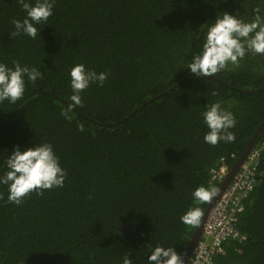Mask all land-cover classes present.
Segmentation results:
<instances>
[{"label": "trees", "instance_id": "1", "mask_svg": "<svg viewBox=\"0 0 264 264\" xmlns=\"http://www.w3.org/2000/svg\"><path fill=\"white\" fill-rule=\"evenodd\" d=\"M257 2L55 0L32 39L12 35L11 21L25 16L17 0H0V62L42 73L14 104L0 102V174L14 146L36 142L50 143L66 172L63 187L30 192L19 205L0 185V264H122L124 256L149 264L150 253L118 231L121 222L150 251L181 256L211 200L194 202L192 190H216L211 169L221 159L231 167L264 120V55L246 54L208 77L186 65L216 16L248 19ZM77 63L107 79L68 110V69ZM216 101L234 114L235 138L212 146L201 113ZM254 150L256 185L236 221L242 239L228 241L215 264H264V129ZM189 207L202 209L198 225L180 221Z\"/></svg>", "mask_w": 264, "mask_h": 264}, {"label": "clouds", "instance_id": "2", "mask_svg": "<svg viewBox=\"0 0 264 264\" xmlns=\"http://www.w3.org/2000/svg\"><path fill=\"white\" fill-rule=\"evenodd\" d=\"M17 2L25 16L11 21L14 26L12 35H26L35 39L39 32L37 25L46 23L52 15L55 0ZM251 13L248 19H245L244 13L221 12L216 16L208 24L201 49L192 56L187 69L197 77H208L236 65L246 54L264 55V0H258ZM68 75L72 90L68 110L82 105L80 93L91 83L102 86L107 79V73H97L83 63L74 64L68 69ZM38 79H42V73L35 66L21 65L13 60L12 67H9L0 62V102L7 100L14 104L23 96L26 80L35 83ZM211 95L215 96L216 92L213 90ZM201 116L208 129L203 136L205 143L215 146L218 142L230 143L234 140V134L230 131L236 122L234 114L222 107L220 101L205 104ZM3 168L0 185L7 187V201L16 205L21 204L23 197L30 192L35 191L39 195L42 190L63 187L66 177L52 145L47 142H36L30 147L14 146L4 160ZM215 194V189L210 190L203 185L196 186L191 192L194 202H208ZM202 214L200 207H189L179 219L186 225L195 226L200 223ZM147 260L149 264H182L172 247L156 246ZM122 264H132V261L124 256Z\"/></svg>", "mask_w": 264, "mask_h": 264}, {"label": "built area", "instance_id": "3", "mask_svg": "<svg viewBox=\"0 0 264 264\" xmlns=\"http://www.w3.org/2000/svg\"><path fill=\"white\" fill-rule=\"evenodd\" d=\"M259 160V150L252 151L210 208L189 264H215V259L224 255L228 241L242 239L236 227L237 216L244 211L243 201L255 188ZM229 170V165L223 162L211 171L212 178L220 184Z\"/></svg>", "mask_w": 264, "mask_h": 264}, {"label": "water", "instance_id": "4", "mask_svg": "<svg viewBox=\"0 0 264 264\" xmlns=\"http://www.w3.org/2000/svg\"><path fill=\"white\" fill-rule=\"evenodd\" d=\"M261 89L264 90V88H261ZM243 91L244 92H248L246 90H243ZM249 92H252V90H250ZM263 129H264V120L258 126V128L254 132V134L250 137V140H249L248 144L246 145V147L244 148V150L242 151L240 156L237 158V160L235 161V163L233 164V166L229 170L228 174L224 178V180L220 183V185L216 189V194L211 198L210 203H209L208 207L205 210V214L203 216V219H202L201 223L193 231L192 235L190 236V238L187 241V245H186L183 253L180 256L182 264H188V262H189V260L191 258L192 252H193L194 248L196 247L197 243L199 242V240L201 238L202 230H203V224L205 222L206 216H207L210 208L213 206L215 201L219 198V196L224 191V189L227 187V185L231 182L233 176L237 173V171L239 170L240 166L243 164L248 152L250 151V149L252 148L253 144L258 139V136L260 135V133H261V131ZM118 231L121 234H123V235L132 237L141 246H143L145 250H147L150 253V250L145 245H143L140 242V240L134 235V233L132 232L130 227H128L125 223L121 222L118 225Z\"/></svg>", "mask_w": 264, "mask_h": 264}, {"label": "bare ground", "instance_id": "5", "mask_svg": "<svg viewBox=\"0 0 264 264\" xmlns=\"http://www.w3.org/2000/svg\"><path fill=\"white\" fill-rule=\"evenodd\" d=\"M250 151H251V149H250ZM250 151H249V152H250ZM249 152H248V154H247V156H246L245 160H247L248 156L250 155V153H251L252 151H251L250 153H249ZM245 160H244V161H245ZM223 162H224V160H223V159H221V160H220V162H219V164H218V166H217L216 168H214V169H217L218 167H220V166H221V164H222ZM224 163H226V162H224ZM226 164H227V163H226ZM258 165H259V164H258ZM214 169H211V171H212V170H214ZM211 171H210V173H211V176H212V172H211ZM212 179H213V178H212ZM213 180H214V179H213ZM214 182H217V181H216V180H214Z\"/></svg>", "mask_w": 264, "mask_h": 264}]
</instances>
